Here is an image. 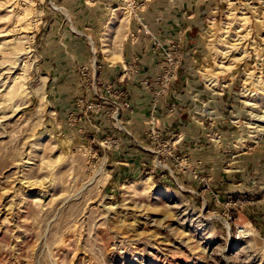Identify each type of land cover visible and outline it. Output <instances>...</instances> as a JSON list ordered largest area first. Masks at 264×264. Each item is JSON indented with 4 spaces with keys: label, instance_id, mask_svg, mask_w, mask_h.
Returning <instances> with one entry per match:
<instances>
[{
    "label": "rangeland",
    "instance_id": "1",
    "mask_svg": "<svg viewBox=\"0 0 264 264\" xmlns=\"http://www.w3.org/2000/svg\"><path fill=\"white\" fill-rule=\"evenodd\" d=\"M0 264H264V0H0Z\"/></svg>",
    "mask_w": 264,
    "mask_h": 264
},
{
    "label": "bare ground",
    "instance_id": "2",
    "mask_svg": "<svg viewBox=\"0 0 264 264\" xmlns=\"http://www.w3.org/2000/svg\"><path fill=\"white\" fill-rule=\"evenodd\" d=\"M116 21L117 23H113L109 26L110 30H115L117 31V33H119V32H123L124 30L128 29V20L126 18L125 19L123 18V20H121L118 17H116ZM111 42H112V35L106 36L103 47H104V54L107 60L113 64L114 62L121 59L122 45L120 44L118 47H116V49H114ZM219 69L224 70L225 67L221 66L219 67Z\"/></svg>",
    "mask_w": 264,
    "mask_h": 264
},
{
    "label": "crops",
    "instance_id": "3",
    "mask_svg": "<svg viewBox=\"0 0 264 264\" xmlns=\"http://www.w3.org/2000/svg\"><path fill=\"white\" fill-rule=\"evenodd\" d=\"M104 52V51H103ZM132 54H130V55H126V57H124L123 56V53H122V50H121V59L120 60H118V61H116V62H114L113 64H117V63H123V60L124 59H131L132 61H133V58L135 57L134 55H132ZM105 59H106V57H105ZM107 60V59H106ZM107 62H109L108 60H107ZM109 64H110V62H109ZM113 64H111V65H113ZM114 69H116V68H114ZM114 69H110V68H107L106 69V71H107V73H111V76L112 77H114L115 76V79H117V77H118V73H116V71L114 70Z\"/></svg>",
    "mask_w": 264,
    "mask_h": 264
},
{
    "label": "built area",
    "instance_id": "4",
    "mask_svg": "<svg viewBox=\"0 0 264 264\" xmlns=\"http://www.w3.org/2000/svg\"><path fill=\"white\" fill-rule=\"evenodd\" d=\"M137 61H139V59L137 58L136 59ZM172 60H170V62H171ZM125 107H129V104H125ZM123 109H124V107H123Z\"/></svg>",
    "mask_w": 264,
    "mask_h": 264
}]
</instances>
